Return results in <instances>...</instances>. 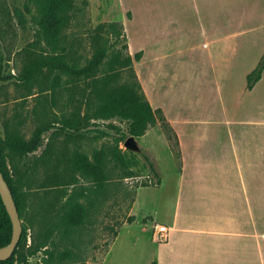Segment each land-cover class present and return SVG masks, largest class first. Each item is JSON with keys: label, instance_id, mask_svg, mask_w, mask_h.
<instances>
[{"label": "rangeland", "instance_id": "rangeland-1", "mask_svg": "<svg viewBox=\"0 0 264 264\" xmlns=\"http://www.w3.org/2000/svg\"><path fill=\"white\" fill-rule=\"evenodd\" d=\"M263 6L262 0H72L69 20L59 38L49 43L39 31V0H0L1 64L5 73L16 75L0 81V138L17 133L29 141L40 125L54 124L45 132L44 141L36 151L19 154L6 149L4 153L22 197L21 220L28 230L16 264H147L154 247L150 235L141 226L143 214L152 207L156 187L140 190V211L129 221L131 203L138 186L156 181L145 155L167 178L177 164L166 138L174 153L179 152L175 136L171 131L166 132L160 121L149 128L156 130L149 132L147 138L137 137L139 151L127 148L124 142L128 137L121 140L122 133L108 126L116 123L126 130L127 124L117 118L92 119L85 132L74 135L62 129L63 115L73 109L74 99L84 100L92 79L44 71L33 80H23L20 77L29 61L26 47L35 41L37 52L61 53L70 62L85 65L97 48L109 45L119 33L126 36L128 45L135 47L153 37L161 41L170 12L180 17L181 29L193 30L201 24L209 26L216 16L222 17L234 9L247 15L236 27L252 28L264 27ZM112 59L110 52L105 61L112 64L105 63L95 77L101 79L111 68H119ZM130 79L128 70H121L116 82ZM160 81L167 83L163 98L174 110L184 105H211L209 92L199 97L195 92L200 84L209 85L207 81L192 80L189 83L192 88L187 92L179 91V80L174 74ZM235 84L239 87L242 81L236 80ZM99 129L108 134H102ZM99 149L106 151L108 174L101 187L73 162L76 152H85L93 158ZM118 153L124 155V161L117 158ZM73 202L85 207L81 225L65 222L66 211Z\"/></svg>", "mask_w": 264, "mask_h": 264}, {"label": "crops", "instance_id": "crops-1", "mask_svg": "<svg viewBox=\"0 0 264 264\" xmlns=\"http://www.w3.org/2000/svg\"><path fill=\"white\" fill-rule=\"evenodd\" d=\"M236 11L193 30L181 29L180 17L170 12L161 41L129 44L133 57L142 52L133 67L151 105L163 110L176 133L181 161L179 167L165 137L177 168L167 178L157 171L160 183L138 186L131 203L135 219L140 190L156 187L141 226L154 247L147 264H264V70L247 87L264 56V27H236L247 18ZM171 74L180 92L189 91L192 80L209 82L195 92H209L211 105L174 110L160 81ZM158 223L170 228L166 240Z\"/></svg>", "mask_w": 264, "mask_h": 264}, {"label": "trees", "instance_id": "trees-1", "mask_svg": "<svg viewBox=\"0 0 264 264\" xmlns=\"http://www.w3.org/2000/svg\"><path fill=\"white\" fill-rule=\"evenodd\" d=\"M72 7V0H39V15L37 17L40 25V32L49 43L56 41L61 33L62 28L67 23L68 10ZM122 46L119 44L122 42ZM126 36L119 33L117 38L109 45L105 44L96 49L91 59L85 65L70 62L61 53H40L34 47L37 42L30 43L26 47L29 57L28 65L24 74L20 77L29 81L35 79L44 71H57L64 73L70 77L92 79L89 83L90 91L86 94L83 101L74 99L73 109L69 114L63 115L61 128L67 130L71 134L85 132L89 128L92 119H111L117 118L127 124L126 130L122 129L116 123H108L112 129H116L122 133L121 140H125L130 135L136 137L142 136L157 121L161 122L162 128L171 131L177 138L169 120L166 118L161 108L155 109L148 100L137 73L133 67V60H140L142 52H136L134 57L129 52V45ZM110 52L113 54L111 62L116 63L119 68L110 69L100 79L95 74L100 70L106 62ZM106 60V61H105ZM121 70H128L132 79L123 83L116 82L120 76ZM264 70V56L258 66L248 74L247 87L252 88L253 85L261 78ZM12 73H5L0 57V81H6L15 78ZM84 108V110H83ZM54 124L40 125L34 132L29 141L22 139L17 133H8L0 138V168L8 181L14 194L20 216L23 212V201L19 194L13 175L10 173L4 153L6 149H11L19 154H29L36 151L44 141L45 132L53 128ZM100 130V129H99ZM104 135L107 131L100 130ZM171 137V135H170ZM172 139V137H171ZM177 142V139H176ZM176 161L180 167V154H175ZM117 158L124 161L122 153L116 154ZM106 151L99 149L91 158L87 153L78 151L75 153L73 162L77 169L94 178L98 186H104L108 174L105 166ZM153 172L158 179L154 184L160 183V178L154 163L145 155ZM149 185V183L144 184ZM85 207L80 202H73L65 214L66 224L77 226L84 222ZM134 217H130L133 220ZM13 235V224L7 208L0 194V247L10 243ZM28 237L27 228L23 227V233L14 253L5 260H0V264H16L19 258L20 247L24 244ZM151 264H157L153 261Z\"/></svg>", "mask_w": 264, "mask_h": 264}, {"label": "water", "instance_id": "water-1", "mask_svg": "<svg viewBox=\"0 0 264 264\" xmlns=\"http://www.w3.org/2000/svg\"><path fill=\"white\" fill-rule=\"evenodd\" d=\"M129 149L139 151L140 145L134 135H130L124 142ZM0 194L13 224V235L10 243L0 247V260L8 259L14 253L23 233V224L12 189L0 168Z\"/></svg>", "mask_w": 264, "mask_h": 264}, {"label": "built area", "instance_id": "built-area-1", "mask_svg": "<svg viewBox=\"0 0 264 264\" xmlns=\"http://www.w3.org/2000/svg\"><path fill=\"white\" fill-rule=\"evenodd\" d=\"M159 238L166 240L169 237L170 228L166 224H157Z\"/></svg>", "mask_w": 264, "mask_h": 264}]
</instances>
